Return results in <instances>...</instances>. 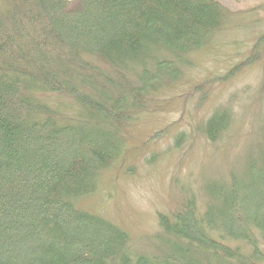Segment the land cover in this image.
I'll use <instances>...</instances> for the list:
<instances>
[{
    "label": "trees",
    "instance_id": "obj_1",
    "mask_svg": "<svg viewBox=\"0 0 264 264\" xmlns=\"http://www.w3.org/2000/svg\"><path fill=\"white\" fill-rule=\"evenodd\" d=\"M227 15L219 0H0V264H264L263 143L205 186L204 205L158 215L150 252L76 206L121 155L134 112ZM47 94L83 114L64 116ZM229 122L215 112L204 135L215 142Z\"/></svg>",
    "mask_w": 264,
    "mask_h": 264
},
{
    "label": "rangeland",
    "instance_id": "obj_2",
    "mask_svg": "<svg viewBox=\"0 0 264 264\" xmlns=\"http://www.w3.org/2000/svg\"><path fill=\"white\" fill-rule=\"evenodd\" d=\"M219 1L227 27L188 54L178 81L134 112L121 155L100 173L95 190L76 200L79 210L126 232L138 253L150 252L158 215H171L188 198L204 205L205 186L239 174L264 145V41L254 49L264 37V0ZM46 99L68 118L83 114L66 96ZM217 111L230 122L210 142L203 129Z\"/></svg>",
    "mask_w": 264,
    "mask_h": 264
}]
</instances>
